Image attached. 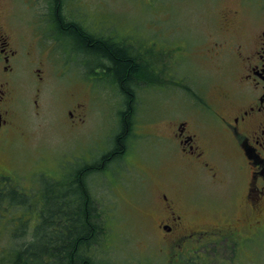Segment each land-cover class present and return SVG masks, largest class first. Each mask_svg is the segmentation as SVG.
<instances>
[{
	"label": "rangeland",
	"instance_id": "obj_1",
	"mask_svg": "<svg viewBox=\"0 0 264 264\" xmlns=\"http://www.w3.org/2000/svg\"><path fill=\"white\" fill-rule=\"evenodd\" d=\"M62 3L63 18L79 26L81 22L85 27H80L91 34L99 35L98 27L115 31L106 37L114 42L126 38L142 44L152 40L159 43L160 58L155 59L163 64L166 76L164 89L135 90L136 121L127 141L131 148L128 156L108 163L105 172L88 180L105 225L94 244L97 257L109 264H171L172 249L156 228V219L163 211L157 195L172 189L178 192L177 203L191 226L240 228V236L223 234L224 231L211 235L196 244L197 251H186L183 261L190 257L187 264H264V225L259 234H252L254 225H244L257 218L264 223V218L257 217L248 205L249 172L239 167L240 158L226 151L229 142L215 129L213 118H207L205 110L191 103L188 94L190 89L204 90L216 108L222 105L224 110L228 104L222 94L230 92L233 105L237 104L241 54L256 44L264 29V0ZM46 5V0H0L3 23L14 30L15 36L30 41L32 27L38 21L35 15L46 12ZM61 40L62 43L51 41L59 42L60 49L66 45V63L57 62L53 51L57 59L49 64L43 83H38L31 63L23 61L18 65L17 82L13 83L17 90L14 127L7 139H0V184L10 180V185H18L26 192L40 191L37 199L44 187H56L63 181L73 163L100 159L105 151L103 145L109 149L113 133L119 129L121 104L108 88L91 90L87 82L80 80L77 67L81 58L73 53L71 42ZM24 43L21 41L20 46ZM216 43L223 45L222 49L210 51ZM161 79L159 76L157 81ZM180 117L206 124L207 139L217 147V179L202 178L205 175H200L178 148L161 136L167 132L169 121ZM8 221V216L0 214L2 238L8 235L9 231L2 227ZM33 225L25 240L32 238ZM197 252L203 256L194 257Z\"/></svg>",
	"mask_w": 264,
	"mask_h": 264
},
{
	"label": "flooded vegetation",
	"instance_id": "obj_2",
	"mask_svg": "<svg viewBox=\"0 0 264 264\" xmlns=\"http://www.w3.org/2000/svg\"><path fill=\"white\" fill-rule=\"evenodd\" d=\"M46 4L47 11L35 15L38 21L32 27L33 33H31L32 39L30 41L27 38L22 40L20 36H15L14 30L6 22L3 23L0 8V139H7L14 127L17 90L13 87V83L14 81L17 82L15 73L18 65L23 61L31 63L33 70L38 75V83L41 84L46 78L45 74L50 67L49 64L56 58L53 51L58 57V59L56 58L57 62H60L61 65L66 63L63 50H67L58 48L61 40L53 35L50 27L51 17L49 16L48 0H46ZM38 22H40L41 27ZM80 26L82 25L80 24ZM97 30L101 32L98 36L109 35L113 32L104 28H97ZM52 39L59 42H53ZM21 41H25L22 47L20 46ZM115 42L133 51V55L141 60L143 66L147 67V71L141 75V81L146 85L143 89L166 88L165 69L163 64L155 59L156 57L160 58L161 45L159 43L156 44V41L152 40L142 44L132 39L116 40ZM222 47L223 45L216 43L209 49L219 52ZM215 48H218V51L214 50ZM239 48L242 46L240 45ZM246 52L245 55H242L240 50L242 64L237 78L240 100L236 105H233L230 92L222 94L223 99L228 104L223 110L222 105L216 108L215 102L208 98L204 90L200 92L195 90L196 93L192 89L189 90L191 92L187 91L191 95V103L199 105L201 109L205 110L207 118L209 116L213 118L215 129L229 142L230 146L227 147L229 150L226 151H231L237 160L240 158L239 167H245L248 170L249 178L246 193L248 205L251 207V212H255L257 217L264 218V29L256 38V44ZM64 67L67 71L68 68ZM77 69L80 80L83 83L87 82L91 90L104 86L113 92L115 100L118 101L116 84L111 83L98 68L87 66L85 61L79 59ZM159 76L162 77L160 80L162 83L157 81ZM40 89L41 87L38 88V91ZM134 94L137 98L136 92ZM85 111L86 109L83 107V113ZM70 114L73 115V112L70 111ZM131 115L133 116L131 132H133L136 117L134 112ZM168 125L167 132L161 136L171 141L175 145L174 147L178 148L179 153L188 160V163L201 172L200 175H205L202 178L217 179L219 176V163L216 162L215 155L217 147L207 139L206 124L194 123L188 117H180L170 120ZM130 151L131 148L126 143L119 154L128 156ZM108 163H106V168ZM159 191L158 189L157 192ZM157 196H160L162 200L163 211L157 215L156 228L161 232L163 241L168 243V247L173 250V255L180 256L184 249L188 250L195 247L196 244H201L213 234L218 236L219 231H224L223 234H238L240 236V228L235 225H215L206 228L191 226L181 206L177 203V191L162 190ZM244 225L248 227L254 225L255 231L253 230L252 234H259L264 223L257 218Z\"/></svg>",
	"mask_w": 264,
	"mask_h": 264
},
{
	"label": "trees",
	"instance_id": "obj_3",
	"mask_svg": "<svg viewBox=\"0 0 264 264\" xmlns=\"http://www.w3.org/2000/svg\"><path fill=\"white\" fill-rule=\"evenodd\" d=\"M62 7V0H48L53 35L71 42L75 56L87 66L98 68L116 84L118 101L123 106L118 109L120 126L110 150L95 162L73 163L76 166L68 167L65 182L44 187L40 199L36 198L40 191L26 192L18 185H10V180L0 184V214L9 217L8 225L2 226L9 231L7 237L0 235V264L110 263L95 253L94 244L104 233L105 225L88 180L105 172L111 159L112 162L121 157L119 153L132 130L131 114L137 99L134 92L146 86L141 75L147 67L133 51L106 38L107 35L98 36L84 29L85 32L78 24L65 20ZM63 48L68 49L66 45ZM32 224V238L25 240Z\"/></svg>",
	"mask_w": 264,
	"mask_h": 264
},
{
	"label": "bare ground",
	"instance_id": "obj_4",
	"mask_svg": "<svg viewBox=\"0 0 264 264\" xmlns=\"http://www.w3.org/2000/svg\"><path fill=\"white\" fill-rule=\"evenodd\" d=\"M66 17V16H65ZM78 22V21H77ZM54 188V187H53Z\"/></svg>",
	"mask_w": 264,
	"mask_h": 264
}]
</instances>
